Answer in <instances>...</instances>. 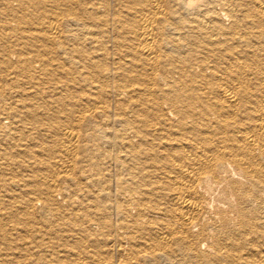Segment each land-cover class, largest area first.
<instances>
[{
    "label": "bare ground",
    "instance_id": "obj_1",
    "mask_svg": "<svg viewBox=\"0 0 264 264\" xmlns=\"http://www.w3.org/2000/svg\"><path fill=\"white\" fill-rule=\"evenodd\" d=\"M0 264H264V0H0Z\"/></svg>",
    "mask_w": 264,
    "mask_h": 264
}]
</instances>
